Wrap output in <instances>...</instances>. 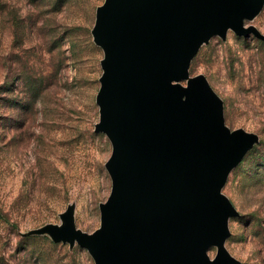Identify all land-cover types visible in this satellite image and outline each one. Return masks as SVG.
<instances>
[{"label":"rangeland","instance_id":"obj_1","mask_svg":"<svg viewBox=\"0 0 264 264\" xmlns=\"http://www.w3.org/2000/svg\"><path fill=\"white\" fill-rule=\"evenodd\" d=\"M105 1L0 0V264H97L77 241H56V227L71 216L76 229L98 230L113 189L94 34ZM244 24L261 36L212 35L180 83L204 77L225 126L257 136L220 192L237 210L224 247L238 264H264V3Z\"/></svg>","mask_w":264,"mask_h":264},{"label":"water","instance_id":"obj_2","mask_svg":"<svg viewBox=\"0 0 264 264\" xmlns=\"http://www.w3.org/2000/svg\"><path fill=\"white\" fill-rule=\"evenodd\" d=\"M264 0H106L94 28L104 49L99 129L113 142L111 195L102 226L68 217L56 241H77L97 264H238L224 247L237 213L220 189L257 136L231 132L222 104L191 57L228 24L261 36L244 19ZM212 245L219 247L212 259Z\"/></svg>","mask_w":264,"mask_h":264},{"label":"bare ground","instance_id":"obj_3","mask_svg":"<svg viewBox=\"0 0 264 264\" xmlns=\"http://www.w3.org/2000/svg\"><path fill=\"white\" fill-rule=\"evenodd\" d=\"M226 27V31L229 29V28H232L230 24H228ZM186 87V86H185ZM212 246H217V245H212Z\"/></svg>","mask_w":264,"mask_h":264}]
</instances>
